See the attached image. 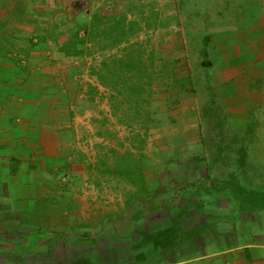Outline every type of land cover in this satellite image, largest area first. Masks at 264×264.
Segmentation results:
<instances>
[{
  "label": "rangeland",
  "instance_id": "rangeland-1",
  "mask_svg": "<svg viewBox=\"0 0 264 264\" xmlns=\"http://www.w3.org/2000/svg\"><path fill=\"white\" fill-rule=\"evenodd\" d=\"M55 1L41 12L46 27L36 31L53 49L64 50L62 97L81 118L73 168L59 174L63 191L99 212L122 216L125 210L131 217L145 210L158 228L166 218L159 196L167 193L154 190L159 179L181 190L172 213L183 210L193 186L199 194L229 195L232 188L246 212L254 206L263 220L264 82L260 92L249 91L254 72L245 64L254 61L256 34H264V0ZM128 54L147 65L150 87L102 86L94 75L100 61ZM263 64L258 59L254 65L260 75ZM226 69L247 77L243 85L228 78ZM135 102L149 111L151 122L130 109ZM257 105L248 128L246 112ZM125 160L141 164L151 189L140 191L121 175Z\"/></svg>",
  "mask_w": 264,
  "mask_h": 264
},
{
  "label": "crops",
  "instance_id": "crops-1",
  "mask_svg": "<svg viewBox=\"0 0 264 264\" xmlns=\"http://www.w3.org/2000/svg\"><path fill=\"white\" fill-rule=\"evenodd\" d=\"M54 1L0 0V264H264V219L230 191L193 186L174 214L181 190L159 179L154 190L167 193L158 228L145 210L99 212L63 191L59 174L73 168L81 118L62 97L68 61L36 31ZM256 36L263 39H253L255 58L245 64L255 73L264 60V34ZM226 72L238 85L247 78Z\"/></svg>",
  "mask_w": 264,
  "mask_h": 264
},
{
  "label": "trees",
  "instance_id": "trees-1",
  "mask_svg": "<svg viewBox=\"0 0 264 264\" xmlns=\"http://www.w3.org/2000/svg\"><path fill=\"white\" fill-rule=\"evenodd\" d=\"M209 37L205 36L203 38V48L201 49V55L203 59H206L208 56V51L205 46H207V42ZM84 40V39H83ZM115 42H120V40H117ZM60 50L63 52L64 50L60 48ZM64 53L67 54L65 51ZM69 53V52H68ZM78 53V52H76ZM69 55V54H67ZM263 72L260 75L257 73H251V76L249 77V81L246 85V88L249 91H258L260 92L262 90L261 84L264 82V64H263ZM94 75L97 77L99 83L102 86H110L112 88H117L120 86V89L124 87L125 89H131L135 87H139L142 91L144 89H147L150 87V76L148 75V67L145 65L140 57L133 56L131 54H128L126 56H120V57H110L108 60L102 59L98 65L97 70L94 72ZM122 89V90H123ZM122 90L120 91V95L124 96ZM127 95V94H126ZM126 97V96H125ZM238 99H242V95L239 94ZM260 108L259 105L255 106L254 108L247 111V118L250 119L246 121V126L248 128H251V119L253 118V115L256 112V109ZM130 109H133V112L140 114H144L146 117L147 122H151L150 120V113L148 110H145L144 108H140L138 102H135V104L130 107ZM145 131L148 130L149 126L146 124L144 126ZM123 167L120 168L119 172L123 177H125L130 183L137 185L140 191H148V187L145 186L144 182V176H143V170L141 164L136 160H125ZM216 182V181H215ZM209 185L211 183L209 182ZM148 188V189H147ZM230 193L236 197V192L231 188ZM240 204L243 206L244 202L240 201ZM252 209H254V206H251Z\"/></svg>",
  "mask_w": 264,
  "mask_h": 264
}]
</instances>
